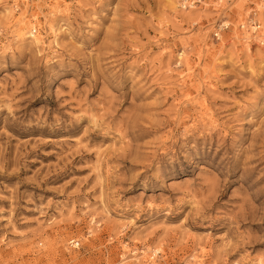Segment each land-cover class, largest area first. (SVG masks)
<instances>
[{
  "label": "rangeland",
  "instance_id": "1",
  "mask_svg": "<svg viewBox=\"0 0 264 264\" xmlns=\"http://www.w3.org/2000/svg\"><path fill=\"white\" fill-rule=\"evenodd\" d=\"M263 9L0 0V264H264Z\"/></svg>",
  "mask_w": 264,
  "mask_h": 264
},
{
  "label": "built area",
  "instance_id": "2",
  "mask_svg": "<svg viewBox=\"0 0 264 264\" xmlns=\"http://www.w3.org/2000/svg\"><path fill=\"white\" fill-rule=\"evenodd\" d=\"M229 28V24L226 22H222L219 24V26L216 28V31L214 32V35L217 39H220L219 33H223L226 29ZM240 28L242 29H248L252 31L253 33V39L256 41V43L260 45H264V34L261 33L262 30H264V9L263 14L261 18L256 16V13L249 16V18L246 20L245 23L240 24Z\"/></svg>",
  "mask_w": 264,
  "mask_h": 264
},
{
  "label": "bare ground",
  "instance_id": "3",
  "mask_svg": "<svg viewBox=\"0 0 264 264\" xmlns=\"http://www.w3.org/2000/svg\"><path fill=\"white\" fill-rule=\"evenodd\" d=\"M258 11V10H257ZM262 14H263V10H262ZM261 14V15H262ZM246 22V21H245ZM245 22H243V23H245ZM224 23H226L225 21H224ZM240 29H242V28H240ZM244 32V40H246L247 41V39H250V38H252V37H254L253 36V33H252V31H250V30H248V29H242ZM246 33H248L249 35H246ZM261 33H263L264 34V31H261ZM222 35H223V33H219V36H220V39H221V37H222ZM73 242V241H72Z\"/></svg>",
  "mask_w": 264,
  "mask_h": 264
}]
</instances>
